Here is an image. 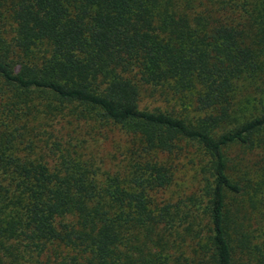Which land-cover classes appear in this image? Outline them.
Segmentation results:
<instances>
[{
  "label": "trees",
  "instance_id": "trees-1",
  "mask_svg": "<svg viewBox=\"0 0 264 264\" xmlns=\"http://www.w3.org/2000/svg\"><path fill=\"white\" fill-rule=\"evenodd\" d=\"M0 264H264V0H0Z\"/></svg>",
  "mask_w": 264,
  "mask_h": 264
},
{
  "label": "rangeland",
  "instance_id": "rangeland-1",
  "mask_svg": "<svg viewBox=\"0 0 264 264\" xmlns=\"http://www.w3.org/2000/svg\"><path fill=\"white\" fill-rule=\"evenodd\" d=\"M190 116L194 115L191 112L189 113ZM91 135H87L84 136V133H82V136L86 139V144L88 147V151L92 150V152L98 157L104 160V164L108 165L111 161V156L112 154H114V151L116 150V143L118 141H120L122 143V141L120 140V136H116V135H110L108 134V136H105V134L103 132H92L90 133ZM186 168L185 170L180 171V173H178L176 175V178L173 182L172 185V189L171 192L173 193H181L182 192V188L185 187H189L192 186L193 184L196 185V180L193 177L194 176V172L193 170ZM176 185H182L181 188H178ZM167 193H170V189Z\"/></svg>",
  "mask_w": 264,
  "mask_h": 264
}]
</instances>
